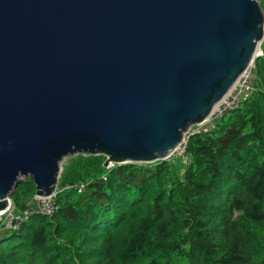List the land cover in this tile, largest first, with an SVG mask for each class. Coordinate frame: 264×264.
Returning a JSON list of instances; mask_svg holds the SVG:
<instances>
[{
  "label": "water",
  "instance_id": "obj_1",
  "mask_svg": "<svg viewBox=\"0 0 264 264\" xmlns=\"http://www.w3.org/2000/svg\"><path fill=\"white\" fill-rule=\"evenodd\" d=\"M263 40L259 0H0V211L69 156L168 159Z\"/></svg>",
  "mask_w": 264,
  "mask_h": 264
},
{
  "label": "trees",
  "instance_id": "obj_2",
  "mask_svg": "<svg viewBox=\"0 0 264 264\" xmlns=\"http://www.w3.org/2000/svg\"><path fill=\"white\" fill-rule=\"evenodd\" d=\"M253 69L254 90L190 137L186 165L69 158L53 215L0 220V264H264V54ZM35 195L29 178L11 200L22 211Z\"/></svg>",
  "mask_w": 264,
  "mask_h": 264
},
{
  "label": "built area",
  "instance_id": "obj_3",
  "mask_svg": "<svg viewBox=\"0 0 264 264\" xmlns=\"http://www.w3.org/2000/svg\"><path fill=\"white\" fill-rule=\"evenodd\" d=\"M252 77V70L251 68L246 71L235 83V85L232 87V89L229 91V93L226 95L225 98H223L222 101H220L213 109L209 121H216L219 120L226 115L234 112L243 101L244 98H246L253 90L254 86L251 82ZM200 130V129H199ZM199 130H194L189 132V135H187L188 131L185 133L184 140L181 147V154L185 157V160H187V146L190 137ZM83 188V185L80 187V189ZM58 191L48 197H40L35 195L30 203L22 210L18 211L15 209V207H12V204L10 203L7 209L0 211V220H2V224L6 226V228H13L18 229L22 224L30 219V217L35 213H41L47 216H51L54 214V212L58 209V204L56 202V196Z\"/></svg>",
  "mask_w": 264,
  "mask_h": 264
},
{
  "label": "rangeland",
  "instance_id": "obj_4",
  "mask_svg": "<svg viewBox=\"0 0 264 264\" xmlns=\"http://www.w3.org/2000/svg\"><path fill=\"white\" fill-rule=\"evenodd\" d=\"M259 2L261 3V5H262V8H263V10H264V0H259ZM258 54H259V56L258 57H260V56H262L263 54H264V40L262 41V43H261V45H260V48H259V50H258ZM257 57V58H258ZM256 60V59H255ZM255 62V61H254ZM253 66H254V64L252 65V67H251V70H252V72L254 71V69H253ZM214 122V121H213ZM212 121H209V120H206L204 123H202V124H199V125H193L191 128H190V131H188V133H187V135H189V132H191V131H194V130H199V129H202V128H204V127H208V126H210V125H212V123H213ZM183 146L185 145V142H184V144H182ZM85 156H90V155H85ZM187 156V160H185V157L184 156H182V154H181V147L179 146V148L168 158V159H166V161H168V162H173L174 164H177V161H180L181 160V162L184 164V165H186L187 164V162H188V155H186ZM71 157H74V156H71ZM70 156L69 157H66L64 160H63V162H62V171H63V169H64V166L65 165H67L68 164V160H70L69 158H71ZM180 159V160H179ZM159 161V160H158ZM156 162V161H155ZM179 164V163H178ZM114 164H111V165H109V167H107V168H110V167H112ZM180 165V164H179ZM62 171H61V174H62ZM61 174H60V176H61ZM60 178V177H59ZM32 180V179H31ZM33 181V180H32ZM62 189H63V187H62V185H60L59 184V181H58V185H57V191L58 192H60V191H62ZM10 203L12 204V207L14 208L15 207V205L13 204V202H12V200H11V197H10ZM16 209V208H15ZM2 236H4V233H0V237H2Z\"/></svg>",
  "mask_w": 264,
  "mask_h": 264
}]
</instances>
